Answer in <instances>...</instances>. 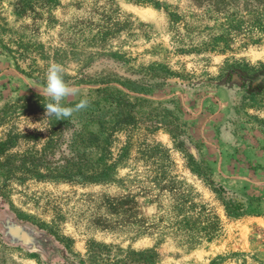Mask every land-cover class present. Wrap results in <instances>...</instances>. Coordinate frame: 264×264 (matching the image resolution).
Listing matches in <instances>:
<instances>
[{"label":"rangeland","instance_id":"1","mask_svg":"<svg viewBox=\"0 0 264 264\" xmlns=\"http://www.w3.org/2000/svg\"><path fill=\"white\" fill-rule=\"evenodd\" d=\"M53 63L136 112L8 108L0 264H264V0H0V110Z\"/></svg>","mask_w":264,"mask_h":264},{"label":"trees","instance_id":"2","mask_svg":"<svg viewBox=\"0 0 264 264\" xmlns=\"http://www.w3.org/2000/svg\"><path fill=\"white\" fill-rule=\"evenodd\" d=\"M95 97L88 96L89 104L86 108L78 111L80 120L82 121L78 128L77 135L79 136L82 144H91L92 141H100V132L104 129H110L114 126L111 117L114 115H121L125 119L124 123H128V118L131 114L135 113L136 103L130 101V98L122 90L118 88L102 87L94 90ZM34 98V99H32ZM77 101L65 102L66 106L72 107ZM14 106L15 108H26L23 113H44L45 114V127L53 128L55 125L62 122V119L57 120L55 117H46V108L43 103V97L39 94L33 93L27 99H18L14 104L6 103L0 110V124L3 122L4 116L8 112V108ZM97 126V129L91 127ZM12 139L11 135L0 138V155L6 151V146ZM106 139V138H104ZM16 166L10 160L1 161L0 159V174H11L15 171Z\"/></svg>","mask_w":264,"mask_h":264},{"label":"clouds","instance_id":"3","mask_svg":"<svg viewBox=\"0 0 264 264\" xmlns=\"http://www.w3.org/2000/svg\"><path fill=\"white\" fill-rule=\"evenodd\" d=\"M38 89L43 97L46 117H55L57 120L65 119L71 117L74 112L86 108L89 104L88 96L81 92L80 87L71 85L64 79V69L59 64L53 63L48 66L44 86ZM75 96L81 98L74 106H66L64 103L66 98Z\"/></svg>","mask_w":264,"mask_h":264}]
</instances>
